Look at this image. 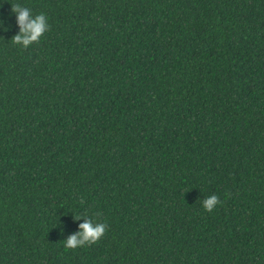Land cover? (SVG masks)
I'll return each instance as SVG.
<instances>
[{
    "label": "trees",
    "instance_id": "1",
    "mask_svg": "<svg viewBox=\"0 0 264 264\" xmlns=\"http://www.w3.org/2000/svg\"><path fill=\"white\" fill-rule=\"evenodd\" d=\"M0 264H264V0H0Z\"/></svg>",
    "mask_w": 264,
    "mask_h": 264
},
{
    "label": "clouds",
    "instance_id": "2",
    "mask_svg": "<svg viewBox=\"0 0 264 264\" xmlns=\"http://www.w3.org/2000/svg\"><path fill=\"white\" fill-rule=\"evenodd\" d=\"M12 11L16 14V23L19 25V32L12 37V41L17 45L29 46L37 41L49 27L48 19L42 12L33 14L28 7L20 3L12 5ZM201 203L206 211H211L220 203V199L213 193L204 196ZM80 216V213H76L75 218L80 219ZM106 228L105 222H96L92 218L85 219L78 225L77 232L64 239V247L70 249L91 244L105 233Z\"/></svg>",
    "mask_w": 264,
    "mask_h": 264
}]
</instances>
